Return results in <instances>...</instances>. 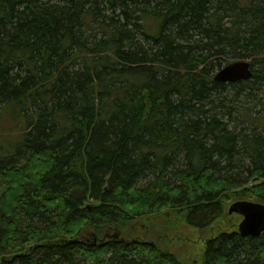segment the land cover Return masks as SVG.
I'll return each mask as SVG.
<instances>
[{
    "label": "trees",
    "instance_id": "trees-1",
    "mask_svg": "<svg viewBox=\"0 0 264 264\" xmlns=\"http://www.w3.org/2000/svg\"><path fill=\"white\" fill-rule=\"evenodd\" d=\"M262 87L264 0H0V264H264Z\"/></svg>",
    "mask_w": 264,
    "mask_h": 264
},
{
    "label": "water",
    "instance_id": "water-1",
    "mask_svg": "<svg viewBox=\"0 0 264 264\" xmlns=\"http://www.w3.org/2000/svg\"><path fill=\"white\" fill-rule=\"evenodd\" d=\"M253 74L250 62L236 61L222 68L216 74L215 81L219 83L244 82L251 80ZM229 213H236L243 217L239 224V233L242 236L258 237L264 233V204L247 201L237 202L230 207ZM92 244L96 243L93 241Z\"/></svg>",
    "mask_w": 264,
    "mask_h": 264
},
{
    "label": "rangeland",
    "instance_id": "rangeland-1",
    "mask_svg": "<svg viewBox=\"0 0 264 264\" xmlns=\"http://www.w3.org/2000/svg\"><path fill=\"white\" fill-rule=\"evenodd\" d=\"M253 91L251 90V88H247L245 91V94L239 93H235L232 96V101L228 104L229 108L231 109V113L232 116L235 117H241L240 115H242L243 113H248L250 119H246L244 121V123L240 124V130H242V132H245L246 134H258L260 132H262L261 128H257L258 123L256 121V119L259 117L262 120H264V87H262L260 90L258 91H254L252 92V96H248L249 92ZM231 92V93H232ZM243 117V116H242ZM254 122V123H252ZM233 125V124H232ZM191 231H196L195 229H192ZM195 234V233H193ZM189 241H191L192 243H188V245L192 246H198L201 245L202 247H204V239L202 236H198V234H196L195 237L190 238Z\"/></svg>",
    "mask_w": 264,
    "mask_h": 264
}]
</instances>
